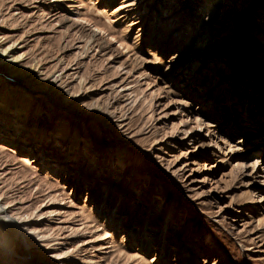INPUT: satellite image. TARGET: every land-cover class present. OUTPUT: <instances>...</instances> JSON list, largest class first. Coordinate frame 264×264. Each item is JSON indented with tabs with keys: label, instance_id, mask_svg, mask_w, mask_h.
<instances>
[{
	"label": "rangeland",
	"instance_id": "374dc122",
	"mask_svg": "<svg viewBox=\"0 0 264 264\" xmlns=\"http://www.w3.org/2000/svg\"><path fill=\"white\" fill-rule=\"evenodd\" d=\"M50 1L0 0V194L49 236L18 256L264 264V0Z\"/></svg>",
	"mask_w": 264,
	"mask_h": 264
},
{
	"label": "bare ground",
	"instance_id": "6f19581e",
	"mask_svg": "<svg viewBox=\"0 0 264 264\" xmlns=\"http://www.w3.org/2000/svg\"><path fill=\"white\" fill-rule=\"evenodd\" d=\"M63 0H51L50 2L54 3L55 5H53V7H58V4H60ZM104 1V0H103ZM110 1L113 0H106V3H109ZM242 3L244 2L243 0H241ZM240 1V2H241ZM242 3H239L240 5ZM74 6V5H73ZM135 6L136 3L131 1V0H124L122 1V3L120 4L119 7L114 9V13H121L120 17L121 18H127L130 17L131 13L135 10ZM83 7V6H82ZM205 8V7H204ZM174 8H172L171 10H169V13H171L173 11ZM74 10H79V9H74ZM52 11V10H51ZM81 12V11H80ZM78 12V13H80ZM74 13V12H73ZM77 15V14H76ZM145 16V15H144ZM220 21H218L216 24L224 27L226 22H223L222 18H218ZM217 19V20H218ZM78 20H80V17L78 18ZM83 20V18L81 19V21ZM86 21H90L89 19L84 20ZM78 22V21H77ZM90 23V22H89ZM105 31L99 27V26H95L94 28L91 29L90 31V37L89 39L86 41V43L83 44L86 45L84 46V49H82L83 45H80V43H77L78 45L76 46V48L79 50L82 49L81 51L78 52L77 57H86L87 54H89L88 52H90L89 50L91 48L94 49V43L98 42V38L99 36L104 33ZM101 38V37H100ZM82 39L77 40V42H81L82 43ZM76 42V41H75ZM121 45H123L122 42H120ZM96 46V45H95ZM123 47H126V44L123 45ZM100 48V47H99ZM102 51V50H101ZM104 51V50H103ZM0 53L3 56V58H1L2 60H4L3 63H5L8 66H12L15 67L17 65H19L20 60L22 58L23 55H15L14 52V46L13 45H8L5 46V41L3 39V37L0 35ZM95 55V54H94ZM72 64V63H71ZM71 64H67V67L69 68V66ZM77 64V63H76ZM74 65V64H73ZM66 66V65H65ZM79 66V65H78ZM66 67V68H67ZM67 68V70L69 71V69ZM71 69V67H70ZM73 69H75L73 67ZM35 71H37L36 73L43 75L42 71L37 69V67L34 68ZM59 72V71H58ZM57 72V73H58ZM53 74V75H48L46 77H48L49 79H52L51 81H54L56 83H59L60 86H64L65 87V83L63 82V78L65 77L63 75V71L59 74ZM65 74V73H64ZM70 74V73H69ZM69 74H66L69 75ZM77 75V74H75ZM74 76V75H73ZM71 77V75H70ZM79 77V76H78ZM47 78V79H48ZM68 78V77H67ZM76 79V77H75ZM74 79V80H75ZM65 81V80H64ZM85 81L84 77H80L79 78V83L82 84ZM138 81V80H137ZM124 83V82H123ZM127 83V82H126ZM70 85V84H69ZM120 85V84H119ZM123 85V84H122ZM57 86V85H56ZM118 86V85H117ZM120 87V86H119ZM116 89V88H115ZM117 90V89H116ZM126 91L128 90V93H126L125 95L128 97H132V95L134 94V90H132L129 85H124L121 90H119L117 93H121L120 91ZM124 93V92H122ZM126 101V100H125ZM115 105V103L113 104ZM151 105V104H150ZM113 113V112H112ZM121 119V118H120ZM124 120V119H123ZM201 120L199 117H195L194 118V122H196L198 124V126H202L203 122L200 121ZM255 165V164H254ZM13 206L11 205L10 202H7V200L3 197V195L0 194V264H9V261H11L12 264H35L33 261V258L29 257L28 254H32L30 252H28L27 254L22 253L21 256L19 251H18V244L15 242V240L12 238V234L10 233V231L7 229H5L8 226H12V229H16V232L22 236H24L25 239H27V243H29L28 238H30L31 240H35L38 239L39 242H44L46 241V239H48V235L45 233V231H43L42 229H38L36 227H30V222L28 220H26L25 218L20 217L19 215H15L12 211H13ZM108 232H105V234H107ZM100 235V234H99ZM101 236V235H100ZM109 236V235H108ZM64 243V242H63ZM61 243V244H63ZM48 244V245H47ZM53 244V243H52ZM58 244V243H57ZM83 244V243H82ZM51 245V244H50ZM43 246V245H42ZM45 246H49V242L47 241L46 244H44ZM55 246V245H54ZM56 245L53 248H58L61 246ZM52 247V246H50ZM34 248H38V246H34ZM70 251V250H68ZM55 253V251H54ZM64 253V252H63ZM66 253V251H65ZM28 255V256H27ZM58 257V258H63L64 256H61V253H55L53 254L52 257ZM70 257V256H69ZM65 258V257H64ZM66 258H68V256H66ZM77 260V259H76ZM61 261V260H60ZM59 262V261H58ZM62 264H70V263H75L73 262L70 258L66 259L65 261L61 262ZM92 263V262H91ZM181 264H194L193 261L191 262H187V261H182Z\"/></svg>",
	"mask_w": 264,
	"mask_h": 264
}]
</instances>
